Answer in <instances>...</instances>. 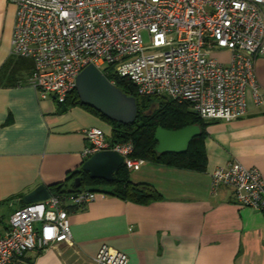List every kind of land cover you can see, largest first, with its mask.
<instances>
[{
  "label": "built area",
  "instance_id": "2783aa9c",
  "mask_svg": "<svg viewBox=\"0 0 264 264\" xmlns=\"http://www.w3.org/2000/svg\"><path fill=\"white\" fill-rule=\"evenodd\" d=\"M15 7L10 55L30 59L26 83L40 98L63 101L80 71L93 64L105 76L129 80L139 96H163L208 121L246 111L250 89L259 100L254 64L264 56V0H8ZM227 51L226 62L213 54ZM107 77V76H106ZM108 78V77H107ZM114 84L112 80L109 79ZM84 159L115 150L130 171V143H112L99 127L83 130ZM211 187H229L235 204L264 211V179L237 161L217 166ZM102 193L50 194L0 217V264H32L28 252L71 242L68 207ZM94 264H128L102 245Z\"/></svg>",
  "mask_w": 264,
  "mask_h": 264
},
{
  "label": "crops",
  "instance_id": "0c3cea01",
  "mask_svg": "<svg viewBox=\"0 0 264 264\" xmlns=\"http://www.w3.org/2000/svg\"><path fill=\"white\" fill-rule=\"evenodd\" d=\"M14 19V5L0 0V67L10 56ZM219 53L226 52L213 55ZM254 75L259 100L249 89L241 117L208 120L205 171L144 162L130 179L152 184L158 200L137 204L98 194L68 209L71 242L28 252L32 264H70L69 250L91 263L104 244L125 253L128 264H264V211L235 204L229 187L212 189L210 176L237 161L264 179V56ZM88 127L110 134L108 124L79 106L58 112L53 98H40L27 83L0 86V207L12 212L38 185L66 180L84 160Z\"/></svg>",
  "mask_w": 264,
  "mask_h": 264
},
{
  "label": "trees",
  "instance_id": "16d2710c",
  "mask_svg": "<svg viewBox=\"0 0 264 264\" xmlns=\"http://www.w3.org/2000/svg\"><path fill=\"white\" fill-rule=\"evenodd\" d=\"M32 69L30 59L10 55L0 67V86H17L26 83ZM108 79L123 93L133 96L136 102V116L133 122L123 124L111 120L99 111L81 103L77 92L73 89L63 101L54 100L56 110L64 112L70 107L79 106L104 121L110 127L109 139L112 143H130L132 158L144 162L184 168L193 171H205L207 158L204 149L205 128L209 121L189 111L186 105L163 96H139L133 84L118 75L106 73ZM187 125H198L200 134L190 141L188 148L182 153L157 152L153 139L156 128L176 130ZM130 170L123 164L114 172L110 181L90 178L81 166L68 173L66 180L49 185L51 194L76 193L83 189L115 196L137 204H148L160 198L157 189L150 183L132 182ZM80 179V187L74 186L73 180ZM25 205L23 202L19 205ZM72 206L68 209H77ZM40 252V251H37ZM32 263L31 258H27Z\"/></svg>",
  "mask_w": 264,
  "mask_h": 264
},
{
  "label": "water",
  "instance_id": "95a60500",
  "mask_svg": "<svg viewBox=\"0 0 264 264\" xmlns=\"http://www.w3.org/2000/svg\"><path fill=\"white\" fill-rule=\"evenodd\" d=\"M75 91L82 104L89 106L107 118L119 123L127 124L134 121L136 116V102L118 89L93 64L85 66L76 77ZM200 134L198 125H187L180 129L170 130L156 128L153 139L155 150L161 152L182 153L188 148L192 138ZM124 163V157L115 150H101L84 159L81 169L90 178L112 180L114 172ZM74 186L80 187V179H74ZM47 186L40 184L23 196L25 204L45 200L50 196Z\"/></svg>",
  "mask_w": 264,
  "mask_h": 264
},
{
  "label": "rangeland",
  "instance_id": "374dc122",
  "mask_svg": "<svg viewBox=\"0 0 264 264\" xmlns=\"http://www.w3.org/2000/svg\"><path fill=\"white\" fill-rule=\"evenodd\" d=\"M218 52H220V51H218ZM224 53L225 54H220L219 53V54L215 55V57H217L218 60H220L222 62H226L228 60L227 59L228 58L227 57L228 54H227V51H225V50H224ZM10 213H11V210L9 208H6L5 206L0 207V217H3V218H5L7 220V218L10 215ZM67 255L70 256V258H71L70 264H94L93 262H91V263H81L80 260H77L76 259L77 256H76V254L72 250H69L67 252Z\"/></svg>",
  "mask_w": 264,
  "mask_h": 264
}]
</instances>
